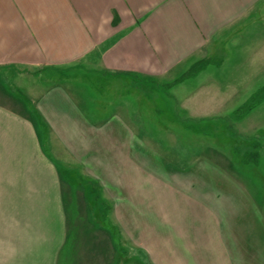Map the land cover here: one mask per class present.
<instances>
[{"label":"crops","instance_id":"0c3cea01","mask_svg":"<svg viewBox=\"0 0 264 264\" xmlns=\"http://www.w3.org/2000/svg\"><path fill=\"white\" fill-rule=\"evenodd\" d=\"M261 1L0 0V264H118L112 210L101 221L94 196L63 179L57 143L93 169L92 123L115 79L194 67ZM68 70L85 82L54 81Z\"/></svg>","mask_w":264,"mask_h":264},{"label":"rangeland","instance_id":"374dc122","mask_svg":"<svg viewBox=\"0 0 264 264\" xmlns=\"http://www.w3.org/2000/svg\"><path fill=\"white\" fill-rule=\"evenodd\" d=\"M245 23L195 67L115 79L116 97L89 103L93 169L57 140L63 179L94 196L101 221L112 210L118 264H264V96L244 108L264 89V0Z\"/></svg>","mask_w":264,"mask_h":264},{"label":"trees","instance_id":"16d2710c","mask_svg":"<svg viewBox=\"0 0 264 264\" xmlns=\"http://www.w3.org/2000/svg\"><path fill=\"white\" fill-rule=\"evenodd\" d=\"M196 65H197V64H196ZM196 65H195V66H196ZM195 66H194V67H195ZM263 96H264V89H262L261 91H259L258 93H256V94L252 97V99H251L252 102H251L247 107L244 106V108H245V109L252 108V107L258 102V100L261 99Z\"/></svg>","mask_w":264,"mask_h":264}]
</instances>
